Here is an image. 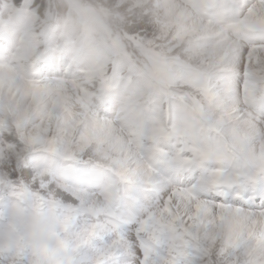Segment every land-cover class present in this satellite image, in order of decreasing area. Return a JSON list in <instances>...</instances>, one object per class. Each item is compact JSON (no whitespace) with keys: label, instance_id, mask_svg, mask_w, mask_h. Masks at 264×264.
<instances>
[{"label":"clouds","instance_id":"obj_1","mask_svg":"<svg viewBox=\"0 0 264 264\" xmlns=\"http://www.w3.org/2000/svg\"><path fill=\"white\" fill-rule=\"evenodd\" d=\"M0 264H264V0H0Z\"/></svg>","mask_w":264,"mask_h":264}]
</instances>
